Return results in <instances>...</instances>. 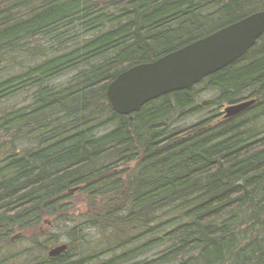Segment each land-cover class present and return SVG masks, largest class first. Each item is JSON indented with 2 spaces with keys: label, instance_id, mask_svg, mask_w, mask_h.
<instances>
[{
  "label": "trees",
  "instance_id": "trees-1",
  "mask_svg": "<svg viewBox=\"0 0 264 264\" xmlns=\"http://www.w3.org/2000/svg\"><path fill=\"white\" fill-rule=\"evenodd\" d=\"M263 9L264 0H0V64L9 56L20 70L0 79V103L22 92L31 99L0 110V246L45 216L77 220L69 201L79 187L104 199L88 223L104 253L74 250L86 240L77 223L66 251L39 264H264V35L200 83L213 94L201 105L197 85L151 101L132 119L105 99L121 72ZM40 38L46 49L35 44ZM70 72L62 88L50 85ZM251 99L234 117L175 125ZM23 140L30 143L22 148ZM139 230L126 239L125 231ZM139 238L146 242L94 261Z\"/></svg>",
  "mask_w": 264,
  "mask_h": 264
},
{
  "label": "water",
  "instance_id": "water-1",
  "mask_svg": "<svg viewBox=\"0 0 264 264\" xmlns=\"http://www.w3.org/2000/svg\"><path fill=\"white\" fill-rule=\"evenodd\" d=\"M264 35V9L227 25L210 35L166 54L155 61L135 65L121 72L105 90L112 112L130 117L151 101L177 92L189 91L204 79L243 58ZM247 100L228 106L224 118L234 117L255 104ZM76 187L71 193L79 191ZM66 244L52 248L51 258L59 257Z\"/></svg>",
  "mask_w": 264,
  "mask_h": 264
},
{
  "label": "rangeland",
  "instance_id": "rangeland-1",
  "mask_svg": "<svg viewBox=\"0 0 264 264\" xmlns=\"http://www.w3.org/2000/svg\"><path fill=\"white\" fill-rule=\"evenodd\" d=\"M35 44L41 45L43 49H46L48 47V39L47 38H40L35 41ZM9 56L5 58V60L0 64V79H3L5 76H7V73L9 71H15L10 67L9 64ZM41 59V58H40ZM39 59V60H40ZM15 72H19L15 71ZM75 73L70 72L66 73L63 76L57 78L53 82H51L50 85L55 86L57 88H62L63 85H66L68 81L72 78V76ZM195 90L197 91V104L201 105L204 101L211 100L212 99V92L206 91L203 87V85H197L195 87ZM30 92H22L16 95L15 97H12L11 100L8 101H2L0 103V110L5 108H11L15 106L16 108H22L31 102V99H29ZM230 105L224 104L221 107H214L212 109H206L201 110L200 112L196 113L195 115L191 117H184L181 121L175 123L176 126H192L196 123H198L200 120L208 119L216 117V121H220L225 119L224 118V110ZM259 129L261 131H264V118L259 121L258 125ZM30 143V142H29ZM26 140L21 141L19 147H26L29 144ZM21 148V149H22ZM30 148V147H29ZM5 150H0V156H4ZM132 166L129 168L131 169ZM72 200L70 199L69 205L70 209L74 211V214H72L74 217H77V220L71 221L69 223L68 220H62L60 223L57 222L58 220L51 218V217H43V220L39 226H36L35 228L28 229L24 231L23 233H17L8 240L7 243H4L0 246V264H39L41 261L44 260L43 256H47L48 252L61 244H68L70 242L69 238V229L70 226H74L75 224H79L80 226H84V235L86 236L85 246L78 248L79 245H74V250H80L83 252L84 256H95V254H101L104 253V247L101 246V244L98 243V231L91 226H88V223H90V219L94 218L91 217L93 212L99 211V206L101 207V203L104 202V199H102V202L99 203L96 200L92 199V195H89L87 193L82 192H75L73 193ZM70 215L69 218L73 219ZM88 221V222H87ZM142 230H139L136 234L134 232H126L125 236L126 239L130 238L132 235L133 237H138L140 233H142ZM121 233V232H120ZM123 234V233H122ZM51 237L54 239V237H57L58 241L57 243H52L50 241ZM122 238V237H121ZM141 239V238H139ZM136 240L134 243H127V245H124V248L122 244H116L113 246L114 241H111V244L113 246L112 253H108L105 255L100 256V259L94 260L96 263L100 262L104 259L110 258L113 255H118L122 252L128 251L136 246H140L141 244L145 243V239ZM77 243V242H75ZM161 250V247H157L152 249L151 251L147 252L143 256H140V260L142 259H150L157 255Z\"/></svg>",
  "mask_w": 264,
  "mask_h": 264
}]
</instances>
